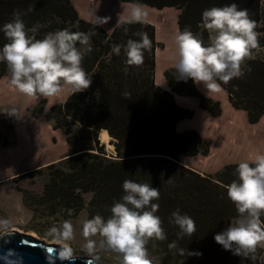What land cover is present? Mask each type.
<instances>
[{
    "label": "trees",
    "instance_id": "1",
    "mask_svg": "<svg viewBox=\"0 0 264 264\" xmlns=\"http://www.w3.org/2000/svg\"><path fill=\"white\" fill-rule=\"evenodd\" d=\"M123 1L179 8L180 31L190 26L193 33L199 32L205 9L231 3L247 8L251 18L264 25V0ZM16 10L22 13L26 28L35 30L29 34L36 39L68 28L72 32L92 34L93 51L82 62L85 71L93 76L91 86L84 92L71 93L64 102L45 112V118L53 122L54 128L64 131L69 153L58 162L34 170L42 172L46 168L48 179L42 193L32 200L47 205L51 213L64 210L75 216L86 209L88 219L97 214L107 219L114 201L124 195L125 179L149 183L161 193L157 215L162 218L167 239L154 242L155 246L150 242L148 248L161 255L163 264H184L180 262L183 260L187 261L185 264H251L224 250L214 240L238 215L224 185L237 179L235 169L239 163L227 164L215 174L202 175L180 162V154L207 155L212 141L196 130H176L178 121L193 117L194 111L178 105L173 92L197 97L200 105L215 116L222 113L221 103L202 94L191 79L178 81L174 67L165 70L171 91L155 84V52L160 45L155 38V26L147 21L144 25L116 26L109 33L81 18L71 0H0V28L13 19ZM137 31L148 33L152 50L145 53L142 67H128L123 49L119 56L112 50L116 45L126 44L128 39H139L134 35ZM257 31L264 32V26ZM201 34L207 43V31L202 29ZM7 42L0 31V48ZM260 44L264 47V37L260 38ZM247 63L252 69L250 73L222 86L229 92L232 104L245 109L249 121L255 123L264 116V59L256 57ZM3 77H9V73L6 64L0 62V79ZM125 91L131 94L130 100L123 97ZM46 104L47 98L40 99L33 108V116L40 117ZM5 117L9 119L8 130L13 129L17 119L6 114ZM70 126L77 130L71 132ZM103 128L113 137L116 155L109 154L100 142ZM14 141L0 132V146H10ZM86 194H90L88 200ZM24 203L29 206L25 199ZM177 208L197 225L196 233L178 244L188 251L202 253L199 257L174 255L168 249V244L177 239L178 228L169 224L171 213Z\"/></svg>",
    "mask_w": 264,
    "mask_h": 264
},
{
    "label": "clouds",
    "instance_id": "2",
    "mask_svg": "<svg viewBox=\"0 0 264 264\" xmlns=\"http://www.w3.org/2000/svg\"><path fill=\"white\" fill-rule=\"evenodd\" d=\"M145 8L143 4H134L116 26L146 24L148 13ZM94 16L97 27L111 20V17H100L96 13ZM262 26L251 18L247 8H240L237 3L205 9L200 27L208 33L207 43L193 33L190 26L175 34L178 56L174 64L175 78L184 82L191 79L195 85H202L207 93L221 92L222 85L251 72L247 61L264 53L260 44L264 32L257 31ZM124 30L128 31L126 27ZM0 31L8 41L0 48V62L6 64L9 82L20 94L37 99L51 98L59 96L65 85L71 87L72 94L84 92L91 86L93 76L82 67L85 55L93 51L91 33L62 29L36 39L29 34L35 30L26 28L19 10L13 12V19ZM134 35L139 39H128L126 44L116 45L112 51L119 56L123 49L128 67H142L145 53L152 50V40L144 31ZM122 95L131 99L127 91ZM0 113L16 119L19 116L16 107L5 108ZM235 175L237 179L224 187L238 215L214 236V240L224 250L251 264H264V154H257L251 163L240 162ZM122 189L124 195L114 201L107 219L97 214L84 223L85 251L94 264H99L101 253H114L119 264H158L148 245L153 242L155 246L154 242L167 239L162 218L157 215L159 188L125 179ZM169 224L178 228L177 239L168 244L169 251L182 257L202 255L178 244L179 240L196 233L197 225L192 217L177 208L171 213ZM50 231L63 241L73 236L69 223L64 224L62 231L56 228ZM57 258L71 262L76 257L65 243Z\"/></svg>",
    "mask_w": 264,
    "mask_h": 264
},
{
    "label": "crops",
    "instance_id": "3",
    "mask_svg": "<svg viewBox=\"0 0 264 264\" xmlns=\"http://www.w3.org/2000/svg\"><path fill=\"white\" fill-rule=\"evenodd\" d=\"M99 1L102 12H104L105 8L109 11V8L105 6L108 3L110 4L111 0H87V3L90 2L93 6V3H98ZM106 1L108 3H102ZM115 1L116 8L110 10V14L114 13L115 15L111 17L109 23L102 26V28L109 33H111L116 27L118 20H123L127 16L126 14H121V11L119 12V10L126 7L131 8L136 4L134 2H125L123 0ZM71 2L81 18L96 24L94 19L91 17L89 18V16L82 13L77 0H71ZM143 5L146 6L145 11L148 13L147 21L155 26V38L160 44L155 52V84L162 89L171 91L170 85L165 76V70L169 67H174V64L178 59L177 46L174 37L177 31L180 30L178 18L181 10L174 6L157 8L148 4ZM160 56H162L161 59L159 58ZM196 87L205 96L212 98L215 101H219L221 103L222 113L215 116L200 105V101L197 97L180 95L173 92L175 101L178 105L194 111L193 117L184 118L178 121L176 124V130L178 132L196 130L203 138L211 139L212 141L210 151L207 155L200 153L196 155L180 154V162L184 166L202 175L215 174L227 164L245 161L251 163L257 154H264V116H262L258 122L251 123L248 118V112L245 109L237 108L232 104L229 98V92L223 86V90L219 93H207L202 85H196ZM64 88H66V90L58 102L50 103V98H47L44 113L49 110L51 106L64 102L72 93L70 86L65 85ZM64 137L66 145L62 153L54 154L45 158H35L19 171L0 174V208H11L14 210L8 214V217L4 216V227L9 226V224L11 225V223L15 221V218L13 217L16 214V208L17 211L27 210L26 205L24 204V193L21 191V186L16 187V184L20 182L17 181L18 177L64 159L68 155L70 148L65 133ZM100 142L102 143L101 140ZM5 193L8 194L7 201L2 198ZM2 228L3 227H1L0 230H2ZM2 231L4 232V230ZM262 252H264V250H262Z\"/></svg>",
    "mask_w": 264,
    "mask_h": 264
},
{
    "label": "rangeland",
    "instance_id": "4",
    "mask_svg": "<svg viewBox=\"0 0 264 264\" xmlns=\"http://www.w3.org/2000/svg\"><path fill=\"white\" fill-rule=\"evenodd\" d=\"M77 2H79L78 6L82 13L94 20V13L100 17H112L115 15L114 13L110 14V10L116 8L115 0H111L110 4L107 1L102 2L108 3L105 7H108L109 11L105 8L104 12H102V8L100 7V1L98 3H93V6L90 2L87 3V0H77ZM130 9V7L122 8L119 12L121 11V14L128 15ZM202 29L203 28L200 27V31L195 33L200 35L201 38ZM68 30L72 31L70 28H68ZM77 46L81 47L80 45ZM256 57L264 59V53H260ZM159 58L161 59L162 56ZM9 81V77H3L0 79V111H3L8 107H16L19 116L14 124V128L8 130L7 126L9 124V119L5 117V114L0 113V132L2 135L6 134L10 140H15L10 146H7V148L0 146V174L19 171L35 158H45L54 154H60L63 152L66 145L64 132L59 128H54L53 122L48 121L45 118V113L40 117L33 116V108L37 105L39 100L44 97L37 99L24 96L20 94ZM65 90L66 88H64V91ZM64 91L57 97H51L49 99L50 103L58 102ZM69 129L71 132H75L77 127L70 126ZM105 146L109 154H116L113 152V149H109L107 145ZM47 179L48 170L46 168H44L42 172L33 171L29 174L25 173V175L18 177L17 181L20 182H16V187L21 186L23 193L25 192L24 199L29 206L26 205L27 210L23 211H17L16 208V214L13 217L15 218V221L7 227H4L5 222L3 221V218L4 216L8 217V214L14 210L11 208H0V228L3 227L2 230H4V232L11 230L10 228L21 230L24 234L35 232L37 235L34 237L37 239L44 240L47 243H56L60 246H63V244L66 243L73 249L75 256L92 258L85 251L87 240L83 236V225L88 220L86 209L82 210L75 216H72L71 211L64 210L51 213L50 208L47 205H38L32 200L33 197L42 193ZM85 196L87 200L90 198V194H86ZM2 198L7 201L8 194L5 193ZM65 223L71 224L73 228V236L67 241L59 239L57 235H54L50 231L53 228L62 231ZM2 230H0V234L4 233ZM95 239H99V237H95ZM149 252L151 256L158 261V264H163L159 253L152 249H149ZM100 255V264H119L114 253H101ZM180 262H183L184 264L187 263L186 260Z\"/></svg>",
    "mask_w": 264,
    "mask_h": 264
},
{
    "label": "water",
    "instance_id": "5",
    "mask_svg": "<svg viewBox=\"0 0 264 264\" xmlns=\"http://www.w3.org/2000/svg\"><path fill=\"white\" fill-rule=\"evenodd\" d=\"M61 248L59 244L9 230L0 234V264H94L92 258L77 256L71 262L61 261L57 258Z\"/></svg>",
    "mask_w": 264,
    "mask_h": 264
},
{
    "label": "bare ground",
    "instance_id": "6",
    "mask_svg": "<svg viewBox=\"0 0 264 264\" xmlns=\"http://www.w3.org/2000/svg\"><path fill=\"white\" fill-rule=\"evenodd\" d=\"M112 139L113 137L111 136V134H109L108 130L106 128H103L100 130V140L102 141V144H105L107 145V147L109 149H113V152L116 153V150H115V146L114 144L112 143ZM13 231H17L19 233H22L21 230H17V229H11ZM27 235H30V236H36L37 234L35 232H31Z\"/></svg>",
    "mask_w": 264,
    "mask_h": 264
}]
</instances>
